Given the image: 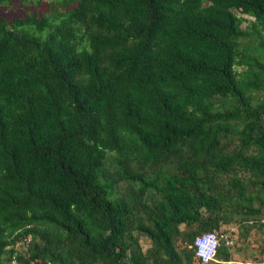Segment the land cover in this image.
Returning <instances> with one entry per match:
<instances>
[{
  "label": "trees",
  "instance_id": "obj_1",
  "mask_svg": "<svg viewBox=\"0 0 264 264\" xmlns=\"http://www.w3.org/2000/svg\"><path fill=\"white\" fill-rule=\"evenodd\" d=\"M16 1L0 264H203L212 231L209 264H264L221 233L264 238V0H53L9 21Z\"/></svg>",
  "mask_w": 264,
  "mask_h": 264
},
{
  "label": "rangeland",
  "instance_id": "obj_2",
  "mask_svg": "<svg viewBox=\"0 0 264 264\" xmlns=\"http://www.w3.org/2000/svg\"><path fill=\"white\" fill-rule=\"evenodd\" d=\"M52 1L53 0H19L6 5L2 9L1 14L9 21L21 17H26L30 13H36L38 16H42V14L47 12V4ZM240 16L250 21L254 20L253 18L246 15L240 14ZM247 25L248 23H244L243 27ZM238 230L239 227L236 224L223 225L221 228V233L223 234V241H225L226 239L230 241L229 239L232 237L235 242L234 248L236 249L237 247H242V249L245 250V252L242 253L245 257H248L249 253H251L252 255H254L255 253H263L264 238L262 235H260L259 233L251 234L249 237L251 238V240H249L247 243L244 244V246H242L241 242L237 240L236 235H238ZM252 241L254 243H252ZM252 244L253 247H251ZM142 246L144 249H147L149 247L147 240H143ZM251 249H254L255 252H253Z\"/></svg>",
  "mask_w": 264,
  "mask_h": 264
},
{
  "label": "built area",
  "instance_id": "obj_3",
  "mask_svg": "<svg viewBox=\"0 0 264 264\" xmlns=\"http://www.w3.org/2000/svg\"><path fill=\"white\" fill-rule=\"evenodd\" d=\"M220 236L217 231L207 232L196 237L194 246L197 257L203 264H209L217 260L220 246ZM230 245L234 244V239L228 241Z\"/></svg>",
  "mask_w": 264,
  "mask_h": 264
},
{
  "label": "crops",
  "instance_id": "obj_4",
  "mask_svg": "<svg viewBox=\"0 0 264 264\" xmlns=\"http://www.w3.org/2000/svg\"><path fill=\"white\" fill-rule=\"evenodd\" d=\"M216 262H218V260H216ZM227 264H254V263L246 262L240 254L234 252L232 261L228 262Z\"/></svg>",
  "mask_w": 264,
  "mask_h": 264
}]
</instances>
